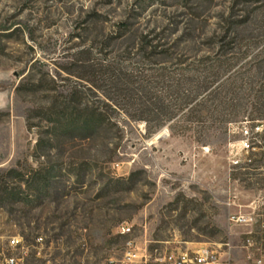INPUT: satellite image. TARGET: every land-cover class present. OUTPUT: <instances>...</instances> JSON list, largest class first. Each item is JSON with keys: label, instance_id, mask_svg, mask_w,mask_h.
Instances as JSON below:
<instances>
[{"label": "rangeland", "instance_id": "374dc122", "mask_svg": "<svg viewBox=\"0 0 264 264\" xmlns=\"http://www.w3.org/2000/svg\"><path fill=\"white\" fill-rule=\"evenodd\" d=\"M129 239L264 255V0H0V264Z\"/></svg>", "mask_w": 264, "mask_h": 264}, {"label": "built area", "instance_id": "2783aa9c", "mask_svg": "<svg viewBox=\"0 0 264 264\" xmlns=\"http://www.w3.org/2000/svg\"><path fill=\"white\" fill-rule=\"evenodd\" d=\"M256 132L261 128L256 127ZM249 128L242 129V136L248 139L251 136ZM243 149H249L248 141L242 142ZM239 162L235 161L237 165ZM249 220L239 218L237 222H248ZM117 234L122 237H129L133 234V225L125 223L117 227ZM42 241V239H39ZM23 239L19 237L12 238L11 247H19ZM6 264H18L15 258L6 260ZM105 264H230L222 261L220 254L210 247L186 248L182 245L172 247L171 243H161L149 239L137 240L129 239L123 248L119 258H112ZM256 264H264V255L256 260Z\"/></svg>", "mask_w": 264, "mask_h": 264}]
</instances>
